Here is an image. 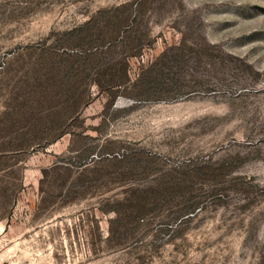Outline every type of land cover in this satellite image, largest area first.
I'll return each instance as SVG.
<instances>
[{
  "label": "rangeland",
  "instance_id": "374dc122",
  "mask_svg": "<svg viewBox=\"0 0 264 264\" xmlns=\"http://www.w3.org/2000/svg\"><path fill=\"white\" fill-rule=\"evenodd\" d=\"M0 264H264V0H0Z\"/></svg>",
  "mask_w": 264,
  "mask_h": 264
}]
</instances>
